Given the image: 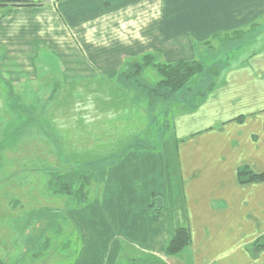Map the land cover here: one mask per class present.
<instances>
[{"label": "crops", "instance_id": "1", "mask_svg": "<svg viewBox=\"0 0 264 264\" xmlns=\"http://www.w3.org/2000/svg\"><path fill=\"white\" fill-rule=\"evenodd\" d=\"M31 1L42 6L17 8L0 20V46L57 48L70 83L112 78L123 58L151 52L165 63L203 61L207 40L222 37L224 45L227 32L264 19V0ZM250 44L208 81L210 89L193 93L159 147H127L103 170L100 207L98 193L91 199L98 221L82 220L103 239L109 230L97 224L111 210L125 233L118 236L133 243L127 264H264V248L255 255L247 248L264 236V181L237 178L241 167L264 173V32ZM66 62L80 66L65 68ZM153 194L162 204L155 213L148 209ZM181 226L190 229L191 242L173 257L167 245ZM93 239L76 264H119L117 247L102 255Z\"/></svg>", "mask_w": 264, "mask_h": 264}, {"label": "rangeland", "instance_id": "2", "mask_svg": "<svg viewBox=\"0 0 264 264\" xmlns=\"http://www.w3.org/2000/svg\"><path fill=\"white\" fill-rule=\"evenodd\" d=\"M40 6L0 3V20L14 9ZM256 22L260 26H248L246 38L224 45L222 37L212 39L218 41L216 46L212 40L203 43L206 56L198 57L215 66V73L211 79L197 75L167 100H151L149 90L160 75L153 66L136 68L145 54L123 58L112 78H73L70 83L63 79L57 48L0 46V258L9 264H76L90 237L102 255L117 247L119 264L135 257L127 254L132 240L118 236L125 233L115 228L111 210L104 212V223L97 224L109 230L103 239L83 221L91 217L98 221L91 199L98 193L100 207L103 170L127 147H159L172 133L175 115L191 104L193 93L206 90L209 80L252 49L250 42L263 32L262 19ZM235 31L239 30L227 34ZM147 54L155 63L163 62L154 52ZM85 64L100 73L96 63ZM70 65L80 66L64 64ZM69 171L91 177L86 187L89 198L81 205L54 195L49 185L53 175Z\"/></svg>", "mask_w": 264, "mask_h": 264}, {"label": "trees", "instance_id": "3", "mask_svg": "<svg viewBox=\"0 0 264 264\" xmlns=\"http://www.w3.org/2000/svg\"><path fill=\"white\" fill-rule=\"evenodd\" d=\"M0 3H7L11 5L19 4H33L31 0H0ZM260 26L259 22H254L249 29H256ZM264 32V19H262V29ZM247 31H235L231 34L224 35L227 41H234L246 38ZM262 33H258L259 37ZM256 37V38H257ZM250 38V37H249ZM248 38V39H249ZM247 41V40H245ZM153 56L145 54L143 57V63L136 64V68L139 70L141 67L153 66V68L160 75V80L154 88L149 90V95L152 99L161 98L163 100L171 99L175 97L178 91H181L185 85L194 77L201 74L211 75L215 73L216 67L213 65H205L204 61L189 60V61H176L172 63H155L152 60ZM213 83H208L210 89ZM201 90L198 91V93ZM264 128V125H263ZM104 176V171L101 177ZM237 178L240 183H250L257 181H264V173H254L247 167H241L238 169ZM91 182L90 175H86L77 171H69L64 173L55 174L50 178L49 185L51 186L52 193L54 195H60L69 197L72 200V204L81 205L87 201L89 194L86 187ZM159 194H153L151 201L149 202L148 209L151 213L159 212L162 204L160 203ZM59 231V228H57ZM191 242V232L187 226L178 227L171 240L167 245V253L170 256H179L184 253L185 248L189 246ZM253 255L264 248V236H261L254 240L247 247Z\"/></svg>", "mask_w": 264, "mask_h": 264}]
</instances>
